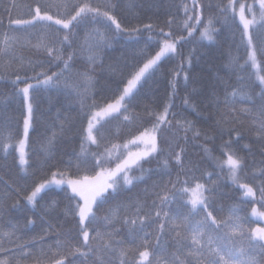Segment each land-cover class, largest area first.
Instances as JSON below:
<instances>
[{"label":"snow or ice","instance_id":"6c2138e0","mask_svg":"<svg viewBox=\"0 0 264 264\" xmlns=\"http://www.w3.org/2000/svg\"><path fill=\"white\" fill-rule=\"evenodd\" d=\"M237 3L209 4L215 13L207 23L202 14L205 5L199 0H192L191 7L185 0L169 4L186 17L177 27L187 36L175 37L171 16L167 32L155 31L151 23L126 26L127 17L120 12L134 5H123L122 0H33L27 11L18 13L26 19L13 17L18 8L15 0L4 7L7 23L0 13V68L4 70L0 80L11 90L8 96H0V146L5 158L16 148L18 168L26 174L11 181L0 177V185L5 200L11 198L9 194L18 197L12 209L20 207L22 199L34 214L40 211L39 219L47 228L21 242L16 234L36 220L5 221L0 208V264H116L118 258L120 264H264V227L245 229L251 221L247 215H236L243 210L240 206L233 205L225 216L223 205L217 203L230 183L242 192L241 204H253L252 217L264 218L255 206L264 208V0L239 3V12ZM135 6L159 11L160 2L143 0ZM38 25L36 32L28 31ZM226 27L231 30V45L225 63L210 79L192 74L193 57L198 63L207 53L197 55L192 49L185 57L179 46L191 42L196 31L201 46L216 45ZM121 41L134 47L105 62ZM232 45L246 53L243 64L232 57ZM24 49L32 55L24 56ZM67 49L71 51L65 58ZM153 49L158 50L152 54ZM176 57L179 69L165 71L163 65ZM161 79H166L163 92ZM257 81L258 93L254 91ZM181 87L186 90L183 111H174ZM53 92L64 97L63 107L74 108L75 115L61 118L57 109L51 123L44 119ZM44 98L47 109L41 108ZM13 102L20 105L22 135L20 117L5 111ZM188 110L215 130L211 137L204 132L213 147L200 146L204 153L200 161L188 158L187 145L199 140L203 131L184 114ZM38 121L43 122L44 133L41 153L32 161L26 145ZM113 121L118 129L125 125L129 134H136L122 144H112L113 133L106 125ZM246 135L254 137L255 148L237 147ZM120 136L118 130L115 137ZM77 138L79 151L71 148L57 157L59 143L71 144ZM242 150L247 154L240 155ZM216 151L219 155H213ZM153 161L155 167H144ZM202 163L212 171L202 170ZM245 178L253 183L242 182ZM139 184L145 187L133 193ZM52 192L63 196L41 204ZM101 210L103 217L98 215ZM101 225L107 230L100 231ZM50 233L56 236L54 244L45 243L52 238ZM126 243L135 247L125 249ZM170 246L174 251H169ZM141 248L136 262L128 254Z\"/></svg>","mask_w":264,"mask_h":264},{"label":"trees","instance_id":"16d2710c","mask_svg":"<svg viewBox=\"0 0 264 264\" xmlns=\"http://www.w3.org/2000/svg\"><path fill=\"white\" fill-rule=\"evenodd\" d=\"M253 0H239V2H251ZM11 2V0H0V13H4V7L6 5H8ZM16 4L18 5V8L13 10V17L14 18H28L27 16H18V13L20 12H25L27 11L26 5L29 3H32L33 0H15ZM53 2H60V0H53ZM112 0H93V3H111ZM141 2H143V0H122V4L123 5H127V4H133L134 6L131 9L128 8H124L122 7V10L120 12L121 16L127 17V21H126V26L128 27H136L137 24H148L151 23L154 25V29L155 31H159L161 28L164 29L165 32H167L169 30L168 25H167V21L169 19V17L171 16L174 21L176 23L173 24V36H187V32L186 31H181L178 27L177 24L182 23V21L184 19H186V17L183 16V11L181 10L179 12V14L176 13L175 8H168L169 4H176V3H180V0H159L160 2V8L159 11H157V9L153 8L151 11L148 10H144L141 9L138 6L135 5H139ZM185 2L188 3L189 7H191L192 4V0H185ZM199 2L201 4L205 5V8L203 9V19L204 22L207 23L208 18L213 15L215 13V9H209L207 6L209 4L211 5H215L218 2H220V0H199ZM228 0H223V3H227ZM66 18V17H65ZM4 19H5V23H7V13H4ZM238 19V18H237ZM41 26H37V29H29V32H36ZM214 27L219 28L220 24H215ZM199 28L202 30L204 28V24L199 25ZM101 31H103V29H101ZM61 35H63V33H61ZM144 36L147 37L148 33L145 32ZM199 36H200V31H196L195 34L190 38L189 43H185L180 45V50L183 52L184 56L187 57L188 53L192 50V49H196L197 51V55H199L200 53H204L206 52L207 55L201 56L199 62H196V57H193V66L191 68V72L192 74H203L206 78H212L214 76V74L216 73L218 68H221V66L225 63L226 58H227V53L229 51L230 45H231V30L229 28H225L224 31L220 34V36L218 37V43L216 45H213L211 47H203L201 46L200 43H198L199 40ZM208 42L205 41L204 45H207ZM131 47H134V45H125L123 43V41H121L120 43H117L114 45V50L108 52L107 56L105 57V62H107V60L109 58H118L121 56L122 53L126 52L128 49H130ZM158 50V49H153L152 50V54H154V52ZM71 51V49H67L65 52V58L67 57V52ZM231 54L232 57L236 58V62L237 64H243L244 63V59L246 58V53L244 52V50L241 49H237L234 45L231 46ZM23 55L24 56H30L32 55V53L27 50L24 49L23 50ZM35 58V57H34ZM180 66V58L176 57L175 59L169 61L168 63H165L163 65V69L165 71L171 70V72H175L176 70L179 69ZM39 70V69H37ZM57 69H53V71H56ZM188 70V66L185 65V71ZM171 72L169 74L168 78H171ZM22 74V73H21ZM31 74V73H29ZM4 75V70L2 68H0V76ZM183 75L184 72L181 71L180 75H179V81L180 84L183 85ZM237 75H243V73H237ZM254 78V77H253ZM233 79H235V76L233 77ZM166 85V79H161L160 81V87H161V92H163L164 87ZM22 86V85H21ZM191 87H193V85L189 84V90L191 89ZM10 85H8L7 83H5L4 81L0 80V96L6 97L9 95L10 93ZM260 90L259 88V82L257 81V86L255 87L254 91L256 93H258ZM229 91H231V89H229ZM247 91H252V90H247ZM186 94V90L181 87L179 89V94L176 98V105L177 108L174 109V111H183V109L180 107L182 105V98L185 96ZM52 107L50 111H45L44 112V119L47 120L49 123L52 122L53 117L55 116V113L57 111V109L61 110V118H63L64 114H68V115H75V109L74 108H67V107H63V105L65 104L64 101V97L63 96H58L56 93H52ZM240 105H238L239 107ZM244 107H247L248 105H243ZM20 105L19 103L13 102L9 105L8 109H6L5 111L8 114L15 116H19L20 117V121H21V135H22V116H20V113L18 111ZM41 108L42 109H47L48 108V99L44 98L41 100ZM185 115H187L189 120H193V121H197V117L196 114L194 112H191L190 110L186 111L184 113ZM83 126L86 128L87 126V120L84 121ZM77 129L80 128V124L79 122H77L76 125ZM106 127L110 128L112 133H113V138L111 139V143L112 144H116V143H120L122 144L125 140H130L132 138V135H135L136 133H128V128L125 125H119V129L117 126V122L113 121L110 125H106ZM195 128H199L202 129V134L199 140L197 141H192L187 145V153H188V158L193 160V161H200L203 157H204V153L202 151V148L200 147L201 145H205L209 148L213 147V142L212 141H205L204 139V132L207 133V135L209 137L214 135V129L209 128L207 124H205L203 121H197V123L195 124ZM121 132V136L119 138L115 137V133L117 131ZM195 130V129H194ZM44 133V124L43 122L38 121L36 124V131L31 132L30 133V139L28 141L27 144V152L29 154V156L31 157V160L34 161L37 158V155L41 153V144H40V139L42 137V134ZM181 135H183V133H181ZM189 136H191V133H189ZM17 139H19V137H17ZM225 139H227V137H225ZM216 145H218L220 143L219 138H217L214 142ZM244 144H249L252 145L255 148V142H254V137L253 138H249L247 135L245 136V139L241 140L239 142V145H237V147H240L241 149L243 148ZM79 146H80V141L77 138L73 143L71 144H65L63 142L58 144V152H57V157H59V155L61 154V152L65 151V150H70L71 148H75L77 151H79ZM133 151L135 149H132ZM240 155L244 156L247 154L246 150H242L239 152ZM213 155H219V152L216 151L213 153ZM260 159L259 155L256 156V161L258 162ZM55 161H53L54 163ZM256 167H259V164L257 163L255 165ZM145 168L148 167H155V161H153L152 165H148L145 164L144 165ZM201 169L205 170V171H212V168L209 164L206 163H202L201 164ZM249 173H251L252 171V167L250 166L248 169ZM27 172H31V169H28ZM26 173L24 171H20L18 168V157H17V153H16V148L12 147L9 150V154L7 155V157L5 158V153L2 149V146H0V177H3L5 180H13L17 178V175L23 176ZM139 172L134 173V175H139ZM173 178L175 177V170H173ZM197 175H199V173H197ZM216 177L213 176L212 179L214 180ZM153 179H155V177H153ZM164 179H167V177H165ZM204 182V181H201ZM242 182L244 183H253L251 181L250 178H245L242 180ZM149 183H151V181H149ZM145 187L144 184H139L137 186V188L133 189V193H135L136 191H139L140 189H143ZM223 192L225 193V195L218 200V204L223 205L225 212L223 215H227L228 214V209H230L233 205H237L240 206L243 210L238 211L236 213L237 216H245L247 215L248 220L251 221L250 223H247L244 225L245 229H249V228H255V226L257 225V221L254 220L251 215V209L253 207V204L251 202L246 203V205L241 204V198H242V192L240 191V189L232 184H227L223 189ZM58 192V190H57ZM57 192H52L49 193L45 199L43 201H41V204H44L45 202H47L48 200H51L53 198H62L63 194L60 193L59 195H57ZM11 195L10 199L5 200L4 199V188L3 185H0V208H2L3 211V216L5 221H8L9 219L13 222H20L21 224H23L24 220L28 217H32L33 219L36 220V223L34 225H30L28 226L27 229H25L22 232L17 233L16 235L21 236L22 240L21 242L27 241V240H31V238L33 236L39 235L42 233V229L47 228L46 224H42L39 216H40V211L37 210L35 212V214L30 211L28 209V207L25 205V203L23 202V200L21 199V206L16 208V209H12L10 206L13 204V202L18 198L17 196H15L14 194H9ZM23 195V194H22ZM259 196V193L257 192V197ZM248 201L251 200V198H247ZM255 206H257L259 208L260 211L264 212V208H262L259 204H256ZM107 207V205H105V208ZM153 211H155V209H153ZM98 215L103 217L105 215V212L103 210H101L100 212H98ZM53 223H55V219L52 220ZM69 225H66V227H68ZM117 227H119V225H117ZM8 229L5 228V231H7ZM100 231H106L107 229H105L103 227V225L100 226L99 228ZM151 229H145V231H150ZM51 235V239H46L45 243L46 244H54L55 240H56V236L54 233H50ZM124 236V233L121 234V237L118 238H122ZM14 238V237H13ZM62 239V238H61ZM152 239L155 240V233L153 232V236ZM98 243L96 241L93 242ZM135 247V245H131V244H125L124 248H133ZM144 249H139L137 250L134 254H128L129 256H132L134 258V260L136 262L139 261V251H142ZM149 251H151V249H149ZM169 251H174V249L170 246L169 247ZM125 258H128V256H126ZM57 259H59V257H57ZM116 264H120V260L119 258L116 260Z\"/></svg>","mask_w":264,"mask_h":264},{"label":"rangeland","instance_id":"374dc122","mask_svg":"<svg viewBox=\"0 0 264 264\" xmlns=\"http://www.w3.org/2000/svg\"><path fill=\"white\" fill-rule=\"evenodd\" d=\"M239 3H245V2H239ZM239 3L236 4L237 12H239ZM252 3H253V1L248 2V4H252ZM256 9H257V13H258V11H259V5L258 4L256 5ZM246 15H247V17L249 19H251V14L246 13ZM26 151H27V145H26ZM17 157H18V153H17ZM256 208H257V210L259 212H262V211L259 210V208L257 206H256ZM251 213H252V209H251V212H250V215L252 217ZM252 218L257 221V225L255 227H264V218H254V217H252Z\"/></svg>","mask_w":264,"mask_h":264}]
</instances>
